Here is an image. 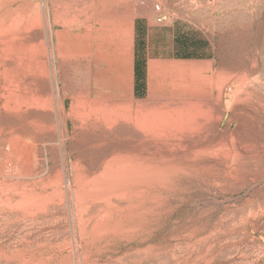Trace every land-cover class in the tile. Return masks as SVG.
<instances>
[{
  "label": "rangeland",
  "instance_id": "1",
  "mask_svg": "<svg viewBox=\"0 0 264 264\" xmlns=\"http://www.w3.org/2000/svg\"><path fill=\"white\" fill-rule=\"evenodd\" d=\"M0 264H264V0H0Z\"/></svg>",
  "mask_w": 264,
  "mask_h": 264
},
{
  "label": "bare ground",
  "instance_id": "2",
  "mask_svg": "<svg viewBox=\"0 0 264 264\" xmlns=\"http://www.w3.org/2000/svg\"><path fill=\"white\" fill-rule=\"evenodd\" d=\"M11 99H12V97H11ZM130 103H132V102H130ZM23 104L26 105V109H27V107H29V106L31 108V106H33V104H35V102L34 101L32 102V100H31L29 102H27V101L23 102ZM21 105H22V103H21ZM21 105L17 106L14 104V107L16 108V106H17V108H18ZM8 106H9V104H8ZM95 107H97V106L95 105ZM36 108H37V106H36ZM97 109H100V108H97ZM83 110H85V109H83ZM124 110H125V112L122 110L123 113H119V114H116L117 112L115 113L114 111L111 110L107 114L102 113L103 114L102 117L98 116L99 118L96 116L97 113H94V112L86 113L85 112V113H82V115L80 116L81 121L79 119L80 117H78L79 116L78 114H77V117H78L77 119L80 121V123L81 122L84 123L82 118H85L86 120H89L88 118H91V119L93 118L95 120L99 119L98 122L100 123V121H101V124L103 126H105L107 129H109V128L111 129L112 125H116L117 123H120V122H125V124L127 123L129 125L132 124V126H134L135 130L139 131L142 134V137H144V139L149 137L151 139V141L153 142V144L155 143V145H156L157 143H162V142L167 143V140L175 138L176 135L181 134V132L191 133L196 128L201 126V124H203V122H205L206 118H207V104L203 103L201 101H194L193 103H191L186 108L181 109L178 112H176L175 116H173V117H169L168 115H165L159 111L158 112L157 111L156 112H149L148 111V113H144L141 109H139V110L134 109L136 111L134 112L132 110L134 112V114H133L129 110V108L124 109ZM80 113H81V111L79 112V114ZM93 122H95V121H93ZM83 123H81V124H83ZM103 126H102V128H103ZM131 128H133V127H131Z\"/></svg>",
  "mask_w": 264,
  "mask_h": 264
},
{
  "label": "built area",
  "instance_id": "3",
  "mask_svg": "<svg viewBox=\"0 0 264 264\" xmlns=\"http://www.w3.org/2000/svg\"><path fill=\"white\" fill-rule=\"evenodd\" d=\"M156 9H157L158 12H160V7L159 6H156ZM161 21H162V19L158 18V22H161Z\"/></svg>",
  "mask_w": 264,
  "mask_h": 264
}]
</instances>
